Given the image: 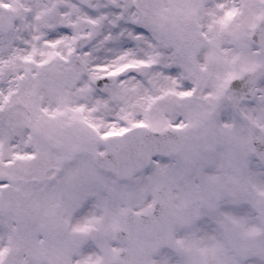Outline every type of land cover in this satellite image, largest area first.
Returning <instances> with one entry per match:
<instances>
[{"label":"snow or ice","instance_id":"snow-or-ice-1","mask_svg":"<svg viewBox=\"0 0 264 264\" xmlns=\"http://www.w3.org/2000/svg\"><path fill=\"white\" fill-rule=\"evenodd\" d=\"M0 264H264V0H0Z\"/></svg>","mask_w":264,"mask_h":264}]
</instances>
